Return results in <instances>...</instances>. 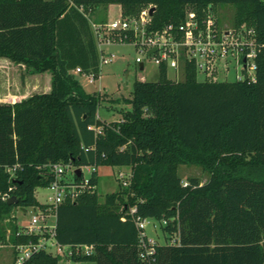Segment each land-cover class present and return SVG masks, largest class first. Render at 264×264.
<instances>
[{
  "label": "trees",
  "instance_id": "obj_1",
  "mask_svg": "<svg viewBox=\"0 0 264 264\" xmlns=\"http://www.w3.org/2000/svg\"><path fill=\"white\" fill-rule=\"evenodd\" d=\"M112 4L121 5L124 16L155 6L149 31L179 26L190 11L202 19L220 4L234 5V27L255 32V80H199L190 61L179 80L162 64L157 80L137 79L132 97L116 100L129 106L120 120L101 119L106 93L87 91L75 70L100 73L89 12ZM1 58L49 72L51 90L0 103V221L15 206L47 210L36 189L50 186L53 165L61 163L65 181L85 186L55 208L56 239L94 246L91 255L72 259L264 264V0H0ZM183 164L201 165L209 180H184ZM101 165L131 167L129 185L120 181L104 201L98 191ZM68 166L74 167L71 180ZM84 166L95 167L87 182ZM12 196L17 203H8ZM138 216L157 219L165 235L148 258L141 256ZM8 225L14 243L39 239L18 237V224ZM173 237L177 243L170 242ZM24 264H60V256L42 250Z\"/></svg>",
  "mask_w": 264,
  "mask_h": 264
},
{
  "label": "built area",
  "instance_id": "obj_2",
  "mask_svg": "<svg viewBox=\"0 0 264 264\" xmlns=\"http://www.w3.org/2000/svg\"><path fill=\"white\" fill-rule=\"evenodd\" d=\"M152 6L145 7L138 16H121L116 20L108 19L106 23L92 22L96 33L97 43L100 50L103 51V45L111 43L128 42L134 45L140 55L136 61L143 64V57H149L159 66L165 64L178 72L182 70L187 61L194 62L197 69L204 73L209 80H215L218 73V62L228 60L230 57L235 59L236 77L239 79L255 80L257 64L255 49V32L252 28H221L214 11H210L204 18L199 19L193 11L188 13L186 20L179 26L168 25L161 31H149L148 24L151 19L150 9ZM114 31L123 32L119 38L113 36ZM132 36L130 37V33ZM108 58L101 55L102 63H108ZM242 70V74L239 70ZM227 72L231 67L227 66ZM81 73V67L75 70ZM90 82L94 83L99 76L95 72L86 73ZM92 126H90L91 128ZM101 132L102 128L97 127ZM66 166L61 163L53 165L55 179L50 184L52 193L46 201L49 204L47 210L38 209L28 222H16L18 224V237L23 235H39L37 241L28 242L11 241V233L2 235L0 225V247L9 241L15 251V264H24L36 253L46 250L57 254L63 253L66 257L86 256L94 252V246L90 244L63 245L56 239V222L50 223L51 216H55V208L61 204L67 197H76L85 183L82 185L69 183L64 180V171ZM95 167L92 168L94 170ZM92 172V171H91ZM131 172L120 171L118 179L124 186L130 183ZM89 178V177H88ZM86 178V182L88 181ZM188 181H184L187 185ZM26 211V210H24ZM136 208L131 209V213H136ZM139 231L142 235L141 256L148 258L155 252L157 242L149 240L145 233L146 219L138 216L136 218ZM147 236V240L145 238ZM171 243H177L176 237L171 238ZM56 247V251L52 246Z\"/></svg>",
  "mask_w": 264,
  "mask_h": 264
},
{
  "label": "rangeland",
  "instance_id": "obj_3",
  "mask_svg": "<svg viewBox=\"0 0 264 264\" xmlns=\"http://www.w3.org/2000/svg\"><path fill=\"white\" fill-rule=\"evenodd\" d=\"M215 14L218 18V23L221 28H236L234 27V5L220 4L215 9ZM89 16L92 22H96L109 17V9L104 6L90 10ZM97 19V20H96ZM101 55L108 58V63H102L101 71L94 83L90 82L89 76L86 73H76L77 77L83 84L84 88L89 92L100 91L106 93L104 100L99 107V116L103 120L112 121L120 120L122 117V109L129 108L124 103H118L116 100L131 98L134 88V82L137 79L154 81L160 77V66L151 58L143 57L145 68L142 69L136 61L138 51L133 44L128 42L111 43L103 45ZM227 66L231 67V71L227 72ZM236 61L232 57L228 60L218 62V73L214 79L219 81H235L236 77ZM49 72H34L26 65L16 63L12 60L0 59V103H15L24 98L30 97L36 93L48 92L51 90V77ZM242 74V70H239ZM168 75L171 78L182 80L184 79L183 70L176 72L175 69L169 67ZM199 80H206L207 77L201 71L198 72ZM91 166H84L83 171L86 178L91 175ZM99 175L98 191L100 200L104 201L108 193L117 191L120 188V180L118 173L131 172L130 166H112L101 165L97 168ZM74 167H67V179L73 178ZM180 176L186 180L190 176H197L202 182L209 180L210 174L201 165L198 164H183L179 167ZM52 193L50 187L40 186L36 189V196L42 202H46L48 196ZM38 211L30 206L26 211L20 206L12 208L10 213L0 221L1 228H5L6 233H11V228L8 225L10 221L28 222L32 215ZM55 216H51L50 223H55ZM145 233L149 240L162 243L165 241V235L161 223L155 218H147L145 222ZM6 241V244L0 247V264H15L14 248ZM52 249L56 251L53 245ZM60 256V264H95L92 260H75L66 257L63 253L57 252Z\"/></svg>",
  "mask_w": 264,
  "mask_h": 264
},
{
  "label": "water",
  "instance_id": "obj_4",
  "mask_svg": "<svg viewBox=\"0 0 264 264\" xmlns=\"http://www.w3.org/2000/svg\"><path fill=\"white\" fill-rule=\"evenodd\" d=\"M155 6H152L150 9V14H153L154 10H155ZM110 18L111 20H116L117 18H120L121 16H123V10L121 5L119 4H112L110 6ZM141 68H143V64L141 65ZM82 169L81 168H77L76 169V173L81 174ZM18 202V198L16 196H12L11 198H9L8 203L9 204H14Z\"/></svg>",
  "mask_w": 264,
  "mask_h": 264
},
{
  "label": "crops",
  "instance_id": "obj_5",
  "mask_svg": "<svg viewBox=\"0 0 264 264\" xmlns=\"http://www.w3.org/2000/svg\"><path fill=\"white\" fill-rule=\"evenodd\" d=\"M110 10V9H109ZM109 18H110V11H109ZM49 75H50V77H51V74L50 73H48Z\"/></svg>",
  "mask_w": 264,
  "mask_h": 264
}]
</instances>
